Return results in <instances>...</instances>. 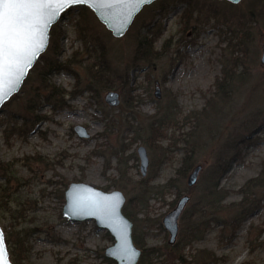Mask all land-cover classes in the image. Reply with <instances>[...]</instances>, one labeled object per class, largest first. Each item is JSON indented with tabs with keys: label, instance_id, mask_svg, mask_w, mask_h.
I'll list each match as a JSON object with an SVG mask.
<instances>
[{
	"label": "rangeland",
	"instance_id": "374dc122",
	"mask_svg": "<svg viewBox=\"0 0 264 264\" xmlns=\"http://www.w3.org/2000/svg\"><path fill=\"white\" fill-rule=\"evenodd\" d=\"M253 2L156 0L141 10L122 37L97 21L96 30L105 40L112 64L128 69L130 77L127 86L116 83L97 92L86 87V66L96 62L89 53L97 54V48L91 43L86 48L78 37V6L61 16L58 59H70L81 82L67 71L51 75V83L73 93L65 95L66 105L59 109L42 101L37 113L47 117L25 135L7 132L25 122V91L20 89L0 112V163L9 164L11 170L9 180L0 178V225L5 235L17 236L23 243L27 258L20 264H117L105 256V249L114 243L106 229L95 220L78 222L63 216L65 190L71 182L83 181L105 191L122 190L127 203L146 178L156 191L138 214L139 232L148 247L163 252L152 262L179 264L166 252L170 234L163 219L185 194L191 196L186 211H195L210 167L220 156L228 160L220 177L227 196L222 208L205 209L209 227L200 239L186 245L185 257L191 261L205 249L219 260L204 264H264V190L258 192L263 195L261 207L242 222L232 239L231 231L223 232L218 221L234 213L243 199L241 188L263 168L264 14L260 7L252 10ZM149 30L157 34L161 58L152 66L134 65L137 41ZM49 49L50 43L46 52L51 56L54 52ZM231 62L235 63L233 84L226 94L217 95L215 82ZM29 74L34 78L28 89L38 87L35 73ZM110 90L119 92V106L105 101ZM168 108L175 113L172 122L162 125L160 140L146 143L147 126L163 118ZM78 124L89 130V138L76 133ZM193 143L199 146L195 165L202 164L203 171L198 183L189 187L192 168L185 177L178 170ZM140 145L147 147L150 158L145 177L137 153ZM120 156L127 160L128 170L122 181L117 169ZM7 245L12 255L13 245Z\"/></svg>",
	"mask_w": 264,
	"mask_h": 264
},
{
	"label": "trees",
	"instance_id": "16d2710c",
	"mask_svg": "<svg viewBox=\"0 0 264 264\" xmlns=\"http://www.w3.org/2000/svg\"><path fill=\"white\" fill-rule=\"evenodd\" d=\"M257 7H260L262 14H264V0H254L253 2V11ZM72 9V8H71ZM71 9L67 10L65 13L69 12ZM80 16L78 20L79 25L78 34L79 38L82 39L85 43V47L88 48L87 44L91 43L97 49V54L89 53L95 59V63L87 65V75L89 80L86 83L88 90L97 92L99 90L110 89L115 86V84L127 86L130 83V77L128 69L124 71L115 67L112 64V58L110 56L105 40L96 30V23L99 21L94 12L89 9L87 6H78ZM193 9H190L192 12ZM64 13V14H65ZM260 14V12H259ZM260 14V15H262ZM63 36V31L59 29L57 23L52 26L50 32V49L54 52L51 56L49 53L45 52L36 62L34 67L30 70L36 75V80L38 81L39 86H31L28 89V85L33 81L32 75H28L25 79L21 89L27 93V99L24 103V109L26 114H22L25 118V122L21 128L12 126L7 130L12 133L19 131L22 135H25L27 131H32L35 128V125L44 120L46 115L39 116L37 113L42 101H47L52 105L54 109H59L66 105L65 95L73 91H66L58 87L57 85L50 82L49 78L56 72L67 71L74 74L77 78V83L81 82L79 74L72 67V62L70 59L65 61H60L58 59V51L60 40ZM157 34H154L152 30H149L148 33L140 37L137 41V45L134 50V55L132 57V63L134 65L144 62L149 66H152L157 60L161 58L163 52L156 49ZM48 49V48H47ZM47 51V50H46ZM98 60V61H97ZM234 58L232 59V61ZM228 61H231L228 59ZM234 64H226L223 68V76L221 79L216 80L215 82V94L224 95L225 92L229 89L234 80ZM130 69V68H129ZM34 75V76H35ZM32 79V80H31ZM43 91L48 90V92L43 93ZM15 96V95H14ZM13 96V97H14ZM12 97V98H13ZM170 108V107H169ZM166 109L163 118L155 121H151L147 126V140L146 143L151 144L154 141L160 140L163 132L161 127L166 122H172L171 117L175 113L171 110ZM25 127L26 132L22 130ZM194 132L190 133V136H193ZM198 144L193 143L191 148L186 153V156L183 159L182 166L178 170L181 177H185L187 172L195 166V157L198 155ZM117 169L120 173L121 181L128 175L127 170V160L122 156L119 157ZM228 160L223 156H220L215 163L210 167L209 170V179L206 182L205 186L202 187V193L199 196V200L196 202V209L194 212H187L186 210L181 216L182 228L179 232L178 240L175 244H166V252L169 255V258L173 255L174 260L179 264H204L206 260L213 261L214 263L219 260V258L209 250L202 249L198 251L192 258L191 261H187V258L184 254V249L186 245L191 243L194 240L200 239L205 231L209 227V221L204 217L205 209H214L222 208V203L227 196V192L220 187V177L227 170ZM9 164L0 163V178L4 180H9L10 178ZM173 181L171 182V184ZM174 186V185H173ZM120 187L125 188V186L120 185ZM264 190V161L263 168L260 174L256 177L249 179L245 185L241 188V193L243 199L237 204L238 208L234 213L227 219L218 220L223 225L222 231L229 229L231 234L229 238H233V234L241 226L242 222L250 216L253 212L261 207V194L258 192ZM156 191L154 185L150 184V178L141 180L140 191L133 195L128 202L124 205V212L128 215L134 223V240L136 245L141 248L142 256L138 264H158L154 263V257H159L163 255V252L157 247H148L144 243V235L139 232V218L138 214L143 211L145 207V202L148 198V195ZM214 220V218L212 219ZM6 242L12 243L13 251L12 255L10 253L11 260L13 264H20L23 260L27 258L26 250L21 243L19 237H14L13 235H6ZM160 264H167L163 260ZM175 264V262H173Z\"/></svg>",
	"mask_w": 264,
	"mask_h": 264
},
{
	"label": "water",
	"instance_id": "95a60500",
	"mask_svg": "<svg viewBox=\"0 0 264 264\" xmlns=\"http://www.w3.org/2000/svg\"><path fill=\"white\" fill-rule=\"evenodd\" d=\"M155 1L145 0L143 3H136L129 2V0H81L78 3H66L63 7L54 5L50 11H54L55 16L45 30L44 47L38 51V54L32 58L30 65L24 69V73L20 77L19 82L13 86L12 90L6 96L0 99V112L3 106L15 94L20 92L30 70L48 48L52 26L60 20L66 10L74 6H87L115 37H122L141 10ZM227 1L236 4L241 0ZM261 62L264 64V45ZM105 101L111 107L119 106L121 103L119 92L110 90L105 95ZM74 130L82 138L90 137L89 130L83 125H75ZM137 153L140 158V171L142 176L145 177L150 164L147 147L144 145L138 146ZM202 171V164H197L192 168L187 177L189 187H193L198 183ZM65 199L66 202L63 207V216L65 218L78 222L95 220L99 228L106 229L114 238V243L105 249L106 257L116 261L117 264L139 263L142 250L136 245L134 240V223L124 213L123 208L126 203V196L122 190L105 191L87 182L73 181L65 190ZM190 201L191 196L189 194L183 195L178 200L174 209L166 214L163 219L164 228L170 234V244H174L177 241L180 229L179 221ZM0 233L3 234L4 247L7 251V264H13L10 258L5 232L1 225Z\"/></svg>",
	"mask_w": 264,
	"mask_h": 264
},
{
	"label": "snow or ice",
	"instance_id": "6c2138e0",
	"mask_svg": "<svg viewBox=\"0 0 264 264\" xmlns=\"http://www.w3.org/2000/svg\"><path fill=\"white\" fill-rule=\"evenodd\" d=\"M81 0H0V99L19 82L24 69L44 47L45 30L55 16L54 5ZM143 3L145 0H129ZM0 233V264H7Z\"/></svg>",
	"mask_w": 264,
	"mask_h": 264
},
{
	"label": "flooded vegetation",
	"instance_id": "af4514ba",
	"mask_svg": "<svg viewBox=\"0 0 264 264\" xmlns=\"http://www.w3.org/2000/svg\"><path fill=\"white\" fill-rule=\"evenodd\" d=\"M185 210H186V209H185ZM185 210H184V211H185ZM183 213H184V212H183ZM180 219H181V218H180ZM179 222H180V221H179ZM179 231H180V229H179ZM133 233H134V231H133ZM178 235H179V234H178Z\"/></svg>",
	"mask_w": 264,
	"mask_h": 264
}]
</instances>
